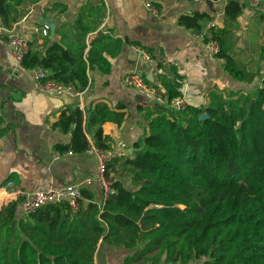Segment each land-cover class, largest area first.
Returning a JSON list of instances; mask_svg holds the SVG:
<instances>
[{"label": "trees", "instance_id": "obj_1", "mask_svg": "<svg viewBox=\"0 0 264 264\" xmlns=\"http://www.w3.org/2000/svg\"><path fill=\"white\" fill-rule=\"evenodd\" d=\"M12 1L0 0V20L8 29L14 22ZM226 11L235 18L242 5L229 0ZM85 13L74 25L59 28L60 40L49 44L46 37L44 49L31 46L24 65H42L52 78L81 88L88 84L89 69L108 72L104 51L110 36L99 31L85 53L87 34L96 29ZM208 20L199 12L180 17L183 25L197 30ZM222 31L211 30L212 37L221 40ZM220 55L237 80L252 82L259 73L225 49ZM172 70V76H159L166 104L139 108L149 131L134 143L133 157L108 162V176L118 163L129 166L135 187L111 178L113 191L105 203L90 200L76 213L61 204L25 215L22 201L9 203L0 210V264H98L105 246L132 250L121 264H264V84L226 95L213 90L207 105L174 110L168 102L183 92L182 76ZM89 111L94 145L109 148L112 137L104 135L102 124L122 123L125 112L107 103ZM204 113L208 116L201 118ZM3 121L0 116V135ZM83 124L81 109L62 110L55 125L71 131L72 139L56 149L87 150ZM82 191L93 199L90 190Z\"/></svg>", "mask_w": 264, "mask_h": 264}, {"label": "crops", "instance_id": "obj_2", "mask_svg": "<svg viewBox=\"0 0 264 264\" xmlns=\"http://www.w3.org/2000/svg\"><path fill=\"white\" fill-rule=\"evenodd\" d=\"M147 2L159 8L160 14H154L147 7ZM228 2L13 0L12 27L0 29V116L4 118L0 135V207L17 200L23 202L27 194L37 189L66 184H81L90 190L93 199L85 198V207L90 200L103 203V188L95 180L100 161L92 149L94 142L91 134L85 130L90 143L87 150L62 152L56 149V144L66 145L72 139L71 131L64 132L55 125L64 109L68 112L75 108L81 109L84 112V129L86 114L98 103H107L111 109L125 112L122 123L108 120L102 124L104 135L112 137L111 146L102 149L104 154L110 158L109 161L120 157L119 162H122L126 157H133L137 150L134 143L149 131L140 106L156 102L166 104L162 96L165 89L159 76H172V66L182 76L181 90L190 105H207L213 90L219 89L224 95L239 91L226 90V86L234 84L237 79L226 69L225 57L222 60L221 53L215 55L201 37L205 31L212 37L211 30H223L222 39L219 40L222 50H227L243 67L259 72L252 82L238 80L239 84L253 83L255 80L264 83V0L239 2L242 11L235 18L227 14ZM83 10H86L89 23L96 27L87 34L88 47L85 53L91 47L90 39L99 31L110 36L104 51L110 69L108 72L88 70L89 88L81 99L38 91L30 71L20 78L11 75L13 55L7 39L20 34L24 23L44 25L40 22L42 16L56 20L58 25L54 35L51 31L48 36L32 34L31 46L44 49L46 37L49 38L48 43L60 40L59 28L64 24L74 25ZM196 12L210 16L201 30L180 22L182 15ZM133 45L149 52L150 59L135 50ZM160 63L162 67H159ZM130 73H138L146 81L149 79L153 82L150 85L155 88V92L144 93L128 86L125 76ZM81 100L83 107L80 105ZM120 105L126 107L119 109ZM88 178L94 181L86 184ZM10 181L13 183L9 184ZM114 250L107 246L100 249L98 264H109L110 259L113 260ZM124 255L120 256L118 264H121ZM112 260L110 264H117Z\"/></svg>", "mask_w": 264, "mask_h": 264}, {"label": "built area", "instance_id": "obj_3", "mask_svg": "<svg viewBox=\"0 0 264 264\" xmlns=\"http://www.w3.org/2000/svg\"><path fill=\"white\" fill-rule=\"evenodd\" d=\"M193 3H208L215 2L217 0H189ZM237 2L243 3L244 0H236ZM147 7L156 15L160 14L159 8L154 6L151 2H147ZM0 29L7 30L6 25L0 20ZM50 32V27L46 24L36 25L24 23L21 26V33L11 35L7 39V45L12 50L13 63L10 65L11 75L20 78L24 76L28 71H30L34 78L35 88L45 94L52 95H66L72 98L81 99L85 91L89 88L87 86L81 88L74 83L62 82L56 78L50 76V72L42 65H37L32 68H27L24 65V59L31 48V38L33 33H40L44 36H48ZM201 37L206 41L211 51L215 55H219L222 50V46L219 40L210 37L207 31L201 34ZM134 49L142 53L146 58L150 59L151 55L149 52L145 51L143 48L137 45H133ZM224 60L223 57H221ZM125 83L138 89L144 93H153L155 88L148 84L146 79L138 73H130L125 76ZM169 106L174 110H181L189 105L188 100L184 95L177 96L168 102ZM81 107L83 103L81 100ZM92 149L98 154L99 157V169L96 181L99 182L103 188V203H105L108 196L112 193V188L110 185V180L107 177L108 162L110 158L104 154V151L96 147L92 143ZM94 181L93 178H88L85 180L86 184H91ZM13 182L10 181L9 184ZM83 186L81 184H66L61 186H49L47 188L37 189L26 195L22 202L21 210L25 215L34 213L44 207L51 205H61L65 204L71 210L72 213L78 212L84 201ZM103 210H101L102 212Z\"/></svg>", "mask_w": 264, "mask_h": 264}, {"label": "rangeland", "instance_id": "obj_4", "mask_svg": "<svg viewBox=\"0 0 264 264\" xmlns=\"http://www.w3.org/2000/svg\"><path fill=\"white\" fill-rule=\"evenodd\" d=\"M240 55H242V52H239ZM242 62V57L241 60ZM238 81V80H237ZM233 82L234 84H228L226 86V90H240L243 92H249L255 88H257L258 86L263 85L264 83H258V80H255L253 83H238V82ZM109 176L107 175L108 179L110 180L111 178H116V179H120L122 180L128 187L134 188V184H133V180H132V175H131V171H130V167L129 166H125L122 163H118L116 165V167L114 169H111ZM8 205V204H7ZM0 207V210H2L5 206ZM119 248H116V250H114L113 253V260L112 262L114 263H118L119 258L121 255H124V253H130L132 250L130 249H124L121 248L118 251ZM110 264V263H109Z\"/></svg>", "mask_w": 264, "mask_h": 264}, {"label": "water", "instance_id": "obj_5", "mask_svg": "<svg viewBox=\"0 0 264 264\" xmlns=\"http://www.w3.org/2000/svg\"><path fill=\"white\" fill-rule=\"evenodd\" d=\"M40 22L48 25L50 27V31L53 35L56 33L58 24H57L55 19L42 16V18L40 19ZM140 97L142 98V96H140ZM207 116H208V113H204L201 115V118H205ZM90 120H91V112H88L86 114V121H85V130L86 131H89Z\"/></svg>", "mask_w": 264, "mask_h": 264}]
</instances>
